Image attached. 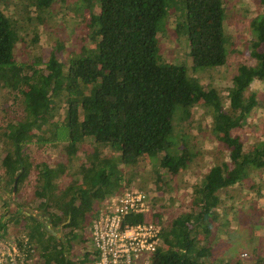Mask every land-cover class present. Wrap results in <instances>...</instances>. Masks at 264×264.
Returning <instances> with one entry per match:
<instances>
[{
    "label": "trees",
    "instance_id": "trees-1",
    "mask_svg": "<svg viewBox=\"0 0 264 264\" xmlns=\"http://www.w3.org/2000/svg\"><path fill=\"white\" fill-rule=\"evenodd\" d=\"M259 1L263 11L251 22L254 40L250 54L256 64L240 65L232 79L231 112L223 109L216 89L204 87L185 66L165 62L158 39L174 8L181 12L175 31L189 42L193 70L225 66L224 0H96L99 13L92 14L89 25L94 28L93 45L72 56L67 67L55 54L47 64L17 62L15 48L20 33L15 20L0 5V88L25 99L24 119L9 123L4 136L2 167L12 192L16 180L21 185L31 167L24 147L58 140L54 112L61 105L66 108L63 126L70 137L65 144L69 162L84 141L92 140L121 150L124 166L134 167L149 158L158 160V174L166 170L176 175L179 167L186 165L188 153L176 123L189 120L193 106L202 102L212 112L213 132L231 150V165L214 166L194 187L193 210L163 230L153 264H231L212 261L209 237L218 229L220 191L249 178L251 171L264 169V140L245 152L241 139L233 135L247 124L258 104L255 96H247L249 88L256 81L264 84V0ZM53 2L35 0L34 4L46 11ZM180 145L183 148H178ZM65 169L63 164L54 169L45 163L37 165V198L42 201L38 207L65 241L50 232L41 219L23 215L32 222L23 232H30L35 239L41 264H75L68 251L74 244L88 241L86 230L96 201L122 192L123 172L116 165L99 164L81 172V188L75 182L62 195H55L52 181ZM99 185L101 189L94 192ZM21 208L18 206L17 214ZM160 216L134 215L128 222L161 223ZM93 256L87 251L80 263L93 264L97 254ZM259 264H264V257Z\"/></svg>",
    "mask_w": 264,
    "mask_h": 264
},
{
    "label": "rangeland",
    "instance_id": "rangeland-1",
    "mask_svg": "<svg viewBox=\"0 0 264 264\" xmlns=\"http://www.w3.org/2000/svg\"><path fill=\"white\" fill-rule=\"evenodd\" d=\"M34 1L0 0V5L15 20L20 33V40L15 48V60L30 65L40 61L47 64L55 54L67 67L72 56L82 54L85 48L93 45L94 28L89 25L92 14L99 13V6L96 0H55L48 10L41 11ZM224 3L228 45V61L225 66L193 70L189 57V42L184 35L175 31V24L181 12L174 8L171 9L166 27L159 33L158 39L164 61L185 66L190 76L198 79L204 87L216 89L223 109L231 112L229 90L232 79L237 75L240 65L256 64L250 54V46L254 40L251 22L262 13L263 6L259 0H224ZM247 96H255L258 104L249 116L247 124L234 130L233 135L241 139L244 151L250 152L258 141L264 140V84L254 82ZM54 114V122L59 128L56 136L58 140L53 143L32 142L24 147V153L33 165L38 162L42 164L70 160V155L65 149V144L70 142L69 131L63 126L65 106L61 105ZM24 117L25 99L0 88V225L12 229V232L17 229L13 224L18 206L40 216L35 212L40 203L36 195L34 174L30 183L24 184V181L21 185L17 184L14 193L2 167V160L6 155V128L9 123L21 121ZM212 125V112L202 102L193 106L189 120L176 123L177 133L185 137V147L188 151L185 156L186 165L180 166L176 175H171L166 170L158 174V160L149 158L134 167L124 166L121 150L105 144H93L95 147L81 145V148L88 152L81 156L89 169L99 164L116 165L123 172L121 191L133 188L149 192L153 210L161 215L164 228H168L175 219L193 210V189L210 170L223 163L231 165V150L219 140ZM50 135L47 136L50 138ZM178 148H183V145ZM79 163L80 159L69 163L72 165L71 172L80 169ZM100 189L101 186L95 192ZM219 195L221 203L217 211L218 229H213L214 233L209 237L213 248L212 261L259 264L264 257V169L251 171L249 178L234 187L220 191ZM214 236L218 237L217 240ZM86 243L74 244L68 251L69 259L75 264H81V258L88 251ZM243 253H248L249 256L242 258Z\"/></svg>",
    "mask_w": 264,
    "mask_h": 264
},
{
    "label": "built area",
    "instance_id": "built-area-1",
    "mask_svg": "<svg viewBox=\"0 0 264 264\" xmlns=\"http://www.w3.org/2000/svg\"><path fill=\"white\" fill-rule=\"evenodd\" d=\"M151 195L125 189L105 199L91 224L97 254L93 264H153L162 244V223L128 222L134 215L154 214ZM248 253L241 254L247 258ZM42 255L30 232H12L0 225V264H41Z\"/></svg>",
    "mask_w": 264,
    "mask_h": 264
},
{
    "label": "crops",
    "instance_id": "crops-1",
    "mask_svg": "<svg viewBox=\"0 0 264 264\" xmlns=\"http://www.w3.org/2000/svg\"><path fill=\"white\" fill-rule=\"evenodd\" d=\"M94 144V142L92 140H86L84 141L81 145H86L87 147H95V146H92ZM81 145L79 146L78 148V151L76 152V154L72 157V160H78L80 159V163L78 165V167L80 168L78 171L76 170L75 172H71V164H69L70 162L67 161V162H64V161H61V162H49V163H45V164H48L51 168H56L58 165L60 164H63L66 166V169L65 171H62L59 173L58 176L55 177V179L52 181L53 182V193L55 195H62L68 188H70L75 182V186L81 188L82 187V176H83V172L86 173L88 171V165H86V163H84V160L82 158L81 155L83 154H88V152L86 151V149H82L81 148ZM94 145H104V144H94ZM93 149V148H92ZM86 151V152H85ZM94 151V149H93ZM25 156L28 158V160L30 159L28 157V155L26 153H24ZM92 154H94V152H92ZM71 160V161H72ZM38 164H41L40 162H38ZM37 164V165H38ZM37 165H33V163L29 160V166L30 169H29V173L25 179V182L24 184L26 183H30V179L33 178V174H34V181H35V185H36V195L38 193V182H37V175H38V172H37ZM97 165V164H95ZM35 167V168H34ZM93 167V165L91 166ZM34 168V169H33ZM35 173H34V172ZM82 172V173H81ZM32 183V182H31ZM96 190H94L95 192ZM42 201L39 200V203H41ZM43 202H45V200H43ZM100 203L102 202H99V201H96L95 203V209H94V215L91 217L90 219V222H89V226H88V241H87V249L88 251H90L92 253V257L93 258V253H94V249L92 247V242H91V224H92V220L95 218V216L97 215L98 211H99V208H100ZM39 206V205H38ZM35 210V208H34ZM42 210L39 209V207L36 208L35 212H38L40 216H37L34 212L33 213H29L27 212L26 210H24V208H21V210H19L18 214H15V219H14V224H13V227H17V229L15 230L16 232L19 231V232H23L21 230H24V229H27V227L29 226L30 223L32 222H28V220L25 219V217L23 216L24 214H26L27 216H34L36 217L37 219H42L43 221V224L44 226L50 231V232H54V234H56V236L58 237H62L63 238V233L59 230V229H52L51 228V225L49 224L48 222V218L44 216V213L41 212ZM154 211V210H153ZM154 214H157L156 211H154ZM7 228V227H6ZM19 228V229H18ZM24 228V229H23ZM12 230V229H10ZM28 230V229H27ZM14 231V232H15ZM63 241H65V238H63ZM92 264V263H91Z\"/></svg>",
    "mask_w": 264,
    "mask_h": 264
},
{
    "label": "water",
    "instance_id": "water-1",
    "mask_svg": "<svg viewBox=\"0 0 264 264\" xmlns=\"http://www.w3.org/2000/svg\"><path fill=\"white\" fill-rule=\"evenodd\" d=\"M17 183H18V180H16V182H15V188H14V193L16 192V188H17ZM100 187V185L99 186H97V188L95 189V190H97L98 188Z\"/></svg>",
    "mask_w": 264,
    "mask_h": 264
}]
</instances>
